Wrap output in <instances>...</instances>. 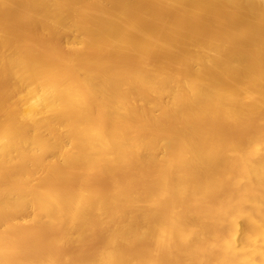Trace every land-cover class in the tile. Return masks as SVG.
I'll list each match as a JSON object with an SVG mask.
<instances>
[{
  "label": "bare ground",
  "instance_id": "bare-ground-1",
  "mask_svg": "<svg viewBox=\"0 0 264 264\" xmlns=\"http://www.w3.org/2000/svg\"><path fill=\"white\" fill-rule=\"evenodd\" d=\"M0 264H264V0H0Z\"/></svg>",
  "mask_w": 264,
  "mask_h": 264
}]
</instances>
